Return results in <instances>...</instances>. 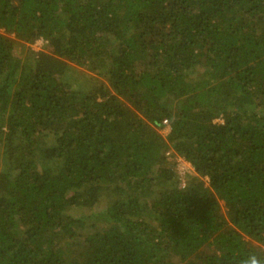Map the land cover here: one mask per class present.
I'll list each match as a JSON object with an SVG mask.
<instances>
[{
    "label": "trees",
    "instance_id": "16d2710c",
    "mask_svg": "<svg viewBox=\"0 0 264 264\" xmlns=\"http://www.w3.org/2000/svg\"><path fill=\"white\" fill-rule=\"evenodd\" d=\"M249 254L264 257V0H0V264Z\"/></svg>",
    "mask_w": 264,
    "mask_h": 264
},
{
    "label": "built area",
    "instance_id": "2783aa9c",
    "mask_svg": "<svg viewBox=\"0 0 264 264\" xmlns=\"http://www.w3.org/2000/svg\"><path fill=\"white\" fill-rule=\"evenodd\" d=\"M43 39L37 40L32 47H41L43 45ZM176 171L178 173V179L180 181V186H186V177L188 174L194 172L192 165L184 160L183 158H176Z\"/></svg>",
    "mask_w": 264,
    "mask_h": 264
},
{
    "label": "clouds",
    "instance_id": "9594fccd",
    "mask_svg": "<svg viewBox=\"0 0 264 264\" xmlns=\"http://www.w3.org/2000/svg\"><path fill=\"white\" fill-rule=\"evenodd\" d=\"M241 264H264V257L256 254H249L241 261Z\"/></svg>",
    "mask_w": 264,
    "mask_h": 264
},
{
    "label": "rangeland",
    "instance_id": "374dc122",
    "mask_svg": "<svg viewBox=\"0 0 264 264\" xmlns=\"http://www.w3.org/2000/svg\"><path fill=\"white\" fill-rule=\"evenodd\" d=\"M33 49L34 50H36V51H38L39 49H40V47H33ZM221 120H217L216 122H220ZM168 132H169V128L167 127V128H164V129H160L159 130V133L161 134V135H163L164 137H166L167 136V134H168ZM193 174H194V172H192ZM97 209H98V207H96L94 210H93V212L95 213V212H97ZM225 210V209H224ZM223 210V211H224ZM88 213V212H87ZM93 213V214H94ZM89 214V213H88Z\"/></svg>",
    "mask_w": 264,
    "mask_h": 264
}]
</instances>
